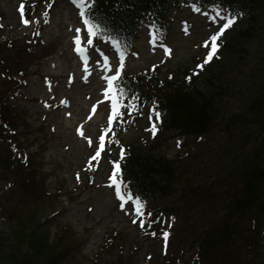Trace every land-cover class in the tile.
<instances>
[{
	"label": "rangeland",
	"instance_id": "374dc122",
	"mask_svg": "<svg viewBox=\"0 0 264 264\" xmlns=\"http://www.w3.org/2000/svg\"><path fill=\"white\" fill-rule=\"evenodd\" d=\"M31 1L0 0L6 23L0 33L12 38L27 36L22 46L27 50L24 56L28 58L25 62L27 74L22 76L19 98L13 103L15 112L24 120L23 128L29 133L35 132V137L42 139L33 148L42 163L50 192L44 199L42 226L48 242H53L55 233L64 226L71 228L79 245L70 253L68 264H96L94 257L98 262H105L119 253L123 257L122 264H168L164 258L172 260L169 264H176L175 258L180 260L179 264H198L196 247L187 249L190 239L183 243L175 231L182 225L185 233H189V223L175 213L168 218L162 217L161 212L157 213L158 208L166 204V199H155L148 210H144L143 201L137 203L128 199L129 194L123 191L124 185L121 195L125 199L121 201L116 195V186L109 180L113 161L119 159L118 149L113 143L102 149L100 156L93 160L95 150L100 146L99 136L108 126V115L112 114L111 100L103 91L106 88L104 77L115 75L113 69H121L122 60L121 74L125 71L139 74H153L157 70L181 71L191 64L193 80L200 89L218 87L221 91L218 101L225 116L230 112H241L243 102L251 92L248 75L255 67L256 56L264 53V42L254 39L244 51L229 53L219 46L217 59L205 63L204 58L210 50L211 35L219 30L215 19L217 14L222 12L223 15L236 17L224 31L228 35L234 26L241 24L246 11L235 14L233 10L218 9L213 14L212 9L192 10L187 4L178 3L172 8L170 28L163 38L153 36L147 23L142 22L133 38L134 49L127 57H119L113 51L111 40L96 46L84 38L83 31L85 34L87 31L81 25L76 7L78 3H83L89 12L87 0H59L58 6L49 11L52 16L42 33L34 31L39 21L37 16L24 18L26 6ZM25 20H28L27 24ZM77 28L80 32L75 31ZM38 34L43 39H36ZM76 36L80 37L79 41L74 39ZM205 41L209 43L205 44ZM89 48H95L94 56L89 54ZM165 48L169 51L165 52ZM82 49L87 51L88 64L80 59ZM195 60L204 68H197ZM211 66L213 68L208 69ZM207 71L214 72L210 77L211 84L206 81ZM116 93L114 91L112 95ZM93 105H96L95 109ZM119 105L125 104L118 100V110L124 112ZM133 107L135 111L132 114L125 112L123 118H114L112 134L103 133L106 141L113 138L116 128L121 133L120 140L127 135L138 138L142 128L151 135L152 129L148 127L156 120V112L147 106ZM244 128V124H237L229 132L216 131L194 138L177 137L172 131H164L163 135L169 140L159 153L174 158L180 151L186 169L205 179L207 170L222 166L220 159L216 158L217 154L224 151L227 145L241 142L240 129ZM158 133L157 130V136ZM230 135H235L237 139H230ZM259 137L244 146L242 152L245 153ZM4 184L0 181V188ZM147 199L150 201L151 196ZM122 202L124 208L120 207ZM205 206H213L217 211L219 208L217 200L205 203ZM200 208L196 205L189 210L190 219L201 215ZM199 223L197 219L196 228ZM172 229L174 234L170 231ZM9 231L7 220L0 214V235ZM165 231L169 233L167 237L163 236ZM104 242L110 244L100 248ZM260 246L264 247V242Z\"/></svg>",
	"mask_w": 264,
	"mask_h": 264
},
{
	"label": "trees",
	"instance_id": "16d2710c",
	"mask_svg": "<svg viewBox=\"0 0 264 264\" xmlns=\"http://www.w3.org/2000/svg\"><path fill=\"white\" fill-rule=\"evenodd\" d=\"M168 1L94 0L91 16L99 33L128 46L143 18L149 20L152 31L165 33L169 25ZM193 1L233 5L246 11L242 25L221 43L226 52L244 51L254 39L264 42V0ZM17 41L0 38V178L6 181L0 190L3 194L0 214L10 227L9 233L0 235V264H68L70 253L79 245L78 238L65 226L56 233L53 242H48L42 226L44 197L49 191L33 148L41 140L34 136L35 132L28 134L20 128L23 121L10 104L24 72L20 59L23 49ZM182 71L188 74V66ZM206 73V81L211 84L214 72ZM248 78L251 92L242 111L226 116L219 106L218 87L202 90L182 78L180 70L154 78L145 75L133 81L127 78L121 83L122 98L136 97L139 105L148 103L162 112L165 130L199 136L213 131L229 132L237 124L245 125L240 129L241 142L227 145L217 154L222 166L207 170L205 179L183 168L179 158L173 161L155 153L165 141L161 134L157 138L143 137L138 142L126 140L127 156L121 170L135 195L175 196L177 203L173 207L177 212L183 210L188 223H195L196 218L190 220L189 210L201 206L202 215L198 218L201 230H197L200 226L191 228L196 235L191 245L199 249V264H264V254L259 251V241L264 238V53L256 56ZM258 136L259 140L243 153L242 148ZM229 138L237 139L235 135ZM213 200L219 204L218 211L205 206ZM175 231L185 232L182 225ZM122 261L119 254L100 264H122ZM94 263L99 262L95 259Z\"/></svg>",
	"mask_w": 264,
	"mask_h": 264
},
{
	"label": "snow or ice",
	"instance_id": "6c2138e0",
	"mask_svg": "<svg viewBox=\"0 0 264 264\" xmlns=\"http://www.w3.org/2000/svg\"><path fill=\"white\" fill-rule=\"evenodd\" d=\"M81 15L83 16L84 13L82 12ZM217 20V27H218V31H214L213 34L211 35L210 37V50L207 51V56L206 58H204V62L207 63L208 60H211L215 54L217 53V50H218V38L224 33V31L226 29H228L232 23L234 22V20L236 19L235 16H232V15H223L222 12L221 13H218L217 14V17L215 18ZM25 24L28 23V20H25L24 21ZM85 24L88 25V30H87V33L85 34L84 38L86 40H88V43L91 44L92 41L91 39L89 38L93 32V29L98 27V25H95L91 20H85L84 21ZM76 32H80V29L77 28L75 29ZM74 39L76 40H80V37L79 36H76L74 37ZM209 41H205V44H208ZM165 52L169 51L167 48L164 49ZM94 53H95V48H89V54L90 55H93L94 56ZM105 61H107V57H105ZM105 66H107L105 64ZM123 65L121 64V67ZM200 67H203V64H198L197 65V68H200ZM113 71L115 72V75H108V76H105L104 79L107 81V87L105 89H103L104 93L108 94V98L111 100V108H112V114L111 115H108L107 119H108V126L104 128L103 130V133H107L109 135L112 134V129L115 127V125L113 124V120L114 118L116 120H119L121 118H123V116L125 115V112H122V111H119L118 110V99H119V96L118 95H112V93L114 91L118 92V93H121L122 94V89H118V90H114L113 89V81L117 80L118 77L121 76V72H120V68L119 67H116L113 69ZM136 97H132V100L129 101L127 103V105H119V107L121 108H125L126 109V112L127 114H132L135 109L133 107V101H135ZM93 109L96 108V105H93L92 106ZM159 116L160 114L157 112L156 113V118L159 119ZM153 128V133H155V124H153L152 126ZM77 131H79V129H77ZM100 134L99 136V147L96 148L95 150V156L93 157V160H95L96 157H99L100 154H101V150L102 149H105L108 145L112 144V143H116V144H119V141L116 140V141H106L105 139V134ZM91 143V141H90ZM110 150V149H109ZM124 149L123 147L120 148V156L121 158H123L124 156ZM113 167H112V175L109 177V180H110V183L112 185H115L116 188V195L117 196H120V199L121 201H123L125 199V197L123 195H121V184L117 181V175L120 173V161H113ZM132 195L130 194L128 199L129 200H132ZM135 200L136 202L138 203L140 201V197L139 196H136L135 197ZM120 207L121 208H124L125 207V204L122 202L120 203ZM137 212L139 213L140 212V209L138 208L137 209ZM147 215L151 216L152 214L151 213H146ZM169 235V233L167 231H165L163 233V236L164 237H167Z\"/></svg>",
	"mask_w": 264,
	"mask_h": 264
}]
</instances>
